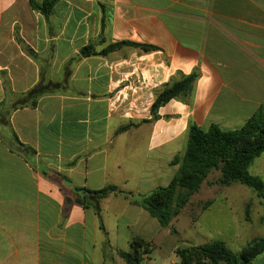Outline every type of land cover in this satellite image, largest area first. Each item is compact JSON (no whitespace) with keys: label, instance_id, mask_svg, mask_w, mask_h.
<instances>
[{"label":"crops","instance_id":"crops-1","mask_svg":"<svg viewBox=\"0 0 264 264\" xmlns=\"http://www.w3.org/2000/svg\"><path fill=\"white\" fill-rule=\"evenodd\" d=\"M30 1L44 0H0V264H125L135 238L154 247L144 264H178L120 193L166 187L190 125L230 131L264 110V0H48L47 18ZM121 42L153 49L103 52ZM193 71L186 102L151 121L155 92ZM250 168L264 182V153ZM107 186L120 193L98 214L75 202Z\"/></svg>","mask_w":264,"mask_h":264},{"label":"trees","instance_id":"trees-1","mask_svg":"<svg viewBox=\"0 0 264 264\" xmlns=\"http://www.w3.org/2000/svg\"><path fill=\"white\" fill-rule=\"evenodd\" d=\"M51 1L44 0L41 5L30 1L33 10L47 18L52 12ZM121 46L139 47L152 50L147 45H136L130 42L111 44L103 51ZM82 57L98 54L92 46L80 49ZM198 73L179 75L171 79L155 92L151 106V121L157 119V110L171 100L186 102ZM43 93L40 86L34 87L24 95L23 101L34 106L37 98ZM264 153V110L259 109L242 127L224 131L216 125L202 130L190 125L186 131L185 144L180 155L172 160L177 171L166 187H158L150 193L139 195L117 192L115 186H107L97 191L75 189V202L83 208H91L98 214V202L111 193H120L124 199L143 208L155 218L162 228L168 227L181 213L192 195L198 192L202 183L213 171H218V184L227 186L240 184L251 189L257 198L264 201V182L258 176L251 175L249 168L253 161ZM153 245L141 239H133L131 252L119 253L125 264H144L152 253ZM175 256L178 264H252L253 260L264 253V239L246 245L240 254H234L223 241H211L198 246L177 247Z\"/></svg>","mask_w":264,"mask_h":264},{"label":"rangeland","instance_id":"rangeland-1","mask_svg":"<svg viewBox=\"0 0 264 264\" xmlns=\"http://www.w3.org/2000/svg\"><path fill=\"white\" fill-rule=\"evenodd\" d=\"M249 173H253L252 168ZM219 177L218 171L211 172L191 196L186 214L179 215L172 226L163 228L160 251H155L154 256L168 254L173 246L211 241H223L238 255L246 245L264 239V201L244 185L218 184ZM170 257L175 259L173 254Z\"/></svg>","mask_w":264,"mask_h":264}]
</instances>
